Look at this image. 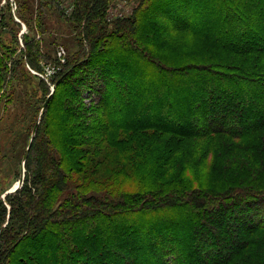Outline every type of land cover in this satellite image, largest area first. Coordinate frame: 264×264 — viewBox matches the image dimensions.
<instances>
[{
    "label": "trees",
    "instance_id": "trees-1",
    "mask_svg": "<svg viewBox=\"0 0 264 264\" xmlns=\"http://www.w3.org/2000/svg\"><path fill=\"white\" fill-rule=\"evenodd\" d=\"M191 2L179 0L178 4L186 3L182 8H187ZM90 3L92 0H87L84 6L89 9ZM106 4L102 0L96 8L104 9ZM194 4V15L193 6L188 9V16L184 11L186 25L193 22L195 30L205 28L202 20H207L205 14L209 10H206L211 5L199 1ZM216 6L222 30H208L212 46L202 59L186 63L185 67L169 66L161 70L162 76L173 81L167 84V89H175V79L185 76L187 86L177 87L179 91L206 95L203 103L208 113L199 114L206 120L205 125L199 122L198 129L191 131L182 127L183 121L173 112L179 108L168 104L155 116L161 122L168 118L167 122L164 126H154L160 123L158 120L149 124L146 132L152 133L146 134L157 136L155 144L161 143L164 136L181 139L186 133L194 143L225 136L229 140L215 150L217 154L227 155L226 162L221 163L222 169L229 170L236 165L244 178L237 177L223 186H210L205 176L216 171L219 164L200 171L203 163L191 159L198 153L197 146L185 150L173 144L159 147L165 151H158L154 167L146 173L156 177L158 185L154 191L146 195L135 193L131 197L114 195L110 200L95 196L80 198L77 191L82 185L75 178L81 176L83 167L78 169L79 161L73 150L79 145L66 143V157L59 161L47 152L41 127L26 164L24 186L0 202V264H8L11 256H18L15 264H264V178L258 177L264 169L250 160L257 155L264 156V0H219ZM170 7L172 11L173 3ZM23 14H29L32 19L34 11L28 8ZM80 16L79 13L74 16L77 23ZM87 16L88 21L92 20L91 15ZM173 19L172 16L170 20ZM172 23L177 30L184 21ZM104 38L101 34L100 39ZM25 45L29 50L25 59L34 70L39 67L40 47L35 40L25 39ZM91 52L79 67L75 61L67 63L52 82L58 87L68 82L77 68L92 61ZM21 61V58L14 60L20 64ZM107 69L102 68L104 72ZM90 76L85 80L88 84L93 79ZM198 78L200 82L196 83ZM126 86L130 87L131 83ZM198 101L202 102L201 96ZM88 110L80 117L85 118ZM68 112L73 117L79 116L75 107ZM194 122L198 124V120ZM84 140H88L86 135ZM80 144V147L89 145L88 142ZM209 151L213 155L214 150ZM178 163H184L173 174L179 177L169 178L168 173ZM251 174L255 178L247 181ZM185 175L195 187L184 179ZM224 186L230 188L219 189ZM136 207L145 210L147 222ZM178 211L183 216H177ZM114 223L122 226L121 229L107 230ZM129 232L138 233L132 243L124 242ZM171 238L183 240L182 244L170 245ZM259 245L262 255L248 263L245 255Z\"/></svg>",
    "mask_w": 264,
    "mask_h": 264
},
{
    "label": "rangeland",
    "instance_id": "rangeland-1",
    "mask_svg": "<svg viewBox=\"0 0 264 264\" xmlns=\"http://www.w3.org/2000/svg\"><path fill=\"white\" fill-rule=\"evenodd\" d=\"M100 1L92 0L87 9L84 6L87 0H0V202L5 201L6 192L19 182L27 149L33 138V145L39 138L41 127L47 152L59 161L66 157V143L79 145L73 150L79 161L78 169L83 167L81 176L75 178L77 184L82 185L77 191L80 198L95 196L110 200L114 195L131 197L135 193L146 195L154 191L158 185L156 177L146 173L154 167L158 151H165L159 147L173 144L185 150L197 146L198 153L191 159L203 163L199 166L200 171L219 164L216 171L204 175L210 186H223L237 177L244 178L236 165L229 170L222 169L221 163L226 162L227 155L217 154L215 150L229 140L225 136L194 143L186 133L181 139L164 136L161 143L155 144L157 136L146 134L152 133L146 132L149 124L158 120L160 125L154 126H164L167 122L168 118L161 122L155 116L168 104L179 108L173 112L183 121L182 127L191 131L198 129L200 124L205 125L206 120L199 114L208 113L203 103L206 95L179 91L177 87L187 86L188 77L185 76L175 79V89H167L172 80L162 76L161 70L169 66L185 67L191 61L202 59L212 46L208 30H222L217 18L219 0H192L187 8H182L187 4H178L179 0H106L104 9L96 8ZM196 1L211 5L206 11L212 13L210 18L209 12L205 14L207 20H202L205 28L197 30L193 22L187 26L185 19V12L188 16L192 6L194 15ZM28 8L34 11L32 19L29 14H23ZM76 13L81 14L79 23L74 19ZM86 13L92 20L88 21ZM170 15L174 17L175 25L184 21L177 30L173 28ZM101 34L106 36L103 41ZM87 35H90L89 39ZM25 39L28 42L35 40L40 47L39 67L34 70L25 59L29 54ZM90 51L92 61L77 68L68 82L59 87L52 82L54 75L67 63L75 61L79 67ZM18 58L23 59L21 64L14 62ZM103 67L108 68L106 72ZM89 75L93 79L88 84ZM198 81L199 78L195 82ZM129 82L131 86L127 87ZM100 85L104 88L100 89ZM200 96L202 102L198 101ZM74 107L77 117L68 112ZM85 109H89L88 114L81 118ZM194 120H198V124ZM81 142L89 145L80 147ZM210 149L214 150L213 155L209 154ZM30 158L29 154L27 162ZM250 160L264 169L263 155ZM182 167L184 163H178L168 177L178 178L173 174ZM85 172L89 173L83 175ZM260 174L258 177L264 178V170ZM253 176L247 177V181L253 180ZM189 178L184 176L190 186L195 187ZM136 208L147 222L145 210ZM177 213V216H183L182 212ZM186 223L184 220V225ZM111 225L107 230L113 228L117 232L122 227L117 223ZM137 235L129 232L124 242L132 243ZM171 239L172 246L183 241ZM261 252L259 245L249 250L245 258L251 263L258 260ZM17 257L11 256L8 264H15Z\"/></svg>",
    "mask_w": 264,
    "mask_h": 264
},
{
    "label": "water",
    "instance_id": "water-1",
    "mask_svg": "<svg viewBox=\"0 0 264 264\" xmlns=\"http://www.w3.org/2000/svg\"><path fill=\"white\" fill-rule=\"evenodd\" d=\"M53 95V94H52ZM51 99V96L49 97L46 105H45V109L47 108V105L49 104V101ZM33 142H34V138L32 139L31 141V144L29 145L28 149H27V152H26V155H25V158H24V161H23V164H22V172H21V177H20V180L19 182L14 185L11 189H9L5 196H7L8 194H11V193H14L16 191H18L20 188H22L24 186V183H25V176H26V164H27V159H28V156L30 154V151H31V148L33 146Z\"/></svg>",
    "mask_w": 264,
    "mask_h": 264
},
{
    "label": "built area",
    "instance_id": "built-area-1",
    "mask_svg": "<svg viewBox=\"0 0 264 264\" xmlns=\"http://www.w3.org/2000/svg\"><path fill=\"white\" fill-rule=\"evenodd\" d=\"M61 55V54H60ZM62 57V56H61Z\"/></svg>",
    "mask_w": 264,
    "mask_h": 264
}]
</instances>
